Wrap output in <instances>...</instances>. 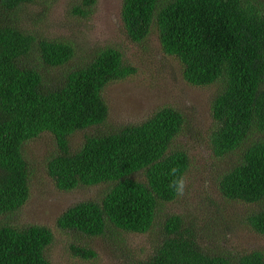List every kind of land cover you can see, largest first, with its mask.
I'll return each instance as SVG.
<instances>
[{
	"label": "trees",
	"instance_id": "1",
	"mask_svg": "<svg viewBox=\"0 0 264 264\" xmlns=\"http://www.w3.org/2000/svg\"><path fill=\"white\" fill-rule=\"evenodd\" d=\"M55 1L0 0V217L17 212L29 197L24 144L49 134L56 152L46 171L55 188H101L100 198L67 208L56 227L86 237L146 234L159 207L178 197L189 169L187 152L172 148L185 118L163 107L139 124L104 129V89L135 69L111 46L67 68L75 57L71 42L22 24L26 7L49 10ZM95 3L79 0L72 13L88 18ZM120 18L132 43L155 33L163 54L180 64L185 83L218 86L208 148L217 158L238 157L217 190L227 201L253 206L246 224L264 236V0H122ZM79 132L82 141L73 148ZM161 233L152 253L136 264H264L262 251L204 250L181 215L167 216ZM52 241L47 227L0 223V264H51L46 251ZM72 251L95 257L91 250Z\"/></svg>",
	"mask_w": 264,
	"mask_h": 264
},
{
	"label": "rangeland",
	"instance_id": "2",
	"mask_svg": "<svg viewBox=\"0 0 264 264\" xmlns=\"http://www.w3.org/2000/svg\"><path fill=\"white\" fill-rule=\"evenodd\" d=\"M78 2L56 0L49 10L42 5L26 7L21 13L22 24L48 39L71 42L75 46V57L67 68L89 60L99 49L108 46L119 49L126 64L135 69V74L108 84L104 89L108 118L103 128L108 130L139 124L156 110L172 107L185 118L183 129L172 148L187 152L189 169L178 197L159 207L150 232H109L101 237H86L58 229L56 220L67 208L100 198L101 188L71 192L57 190L46 171L47 160L55 154L56 147L49 134H42L24 144L30 167L29 197L17 212L0 217V223L8 222L17 227L38 225L50 229L53 241L47 248L46 257L51 264H136L152 253L162 237V224L169 215H181L191 222L201 246L208 252H264V236L254 233L246 224V217L253 206L227 201L217 190L219 177L238 157L235 154L217 158L208 148V135L215 125L210 105L218 86L197 88L185 83L180 64L163 54L155 33L142 43H132L120 18L122 0H96L93 13L88 18L72 13ZM83 135L84 132L75 135L73 148L78 147ZM72 248L91 250L95 257L83 259L74 254Z\"/></svg>",
	"mask_w": 264,
	"mask_h": 264
},
{
	"label": "clouds",
	"instance_id": "3",
	"mask_svg": "<svg viewBox=\"0 0 264 264\" xmlns=\"http://www.w3.org/2000/svg\"><path fill=\"white\" fill-rule=\"evenodd\" d=\"M181 188H182V182H181Z\"/></svg>",
	"mask_w": 264,
	"mask_h": 264
}]
</instances>
